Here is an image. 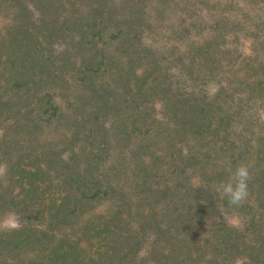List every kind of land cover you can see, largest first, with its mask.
<instances>
[{
	"label": "rangeland",
	"instance_id": "1",
	"mask_svg": "<svg viewBox=\"0 0 264 264\" xmlns=\"http://www.w3.org/2000/svg\"><path fill=\"white\" fill-rule=\"evenodd\" d=\"M0 163V264H264V0H0Z\"/></svg>",
	"mask_w": 264,
	"mask_h": 264
},
{
	"label": "clouds",
	"instance_id": "2",
	"mask_svg": "<svg viewBox=\"0 0 264 264\" xmlns=\"http://www.w3.org/2000/svg\"><path fill=\"white\" fill-rule=\"evenodd\" d=\"M8 166L6 163H0V178H4L5 186L7 184L6 176ZM252 179L249 166L246 164L238 165L232 172L230 179L218 185L217 192L221 199H226L229 206L239 208L247 201L249 196L248 183ZM203 203V202H201ZM230 227L241 229L243 222L240 218L232 217L228 221ZM24 227L19 214L15 211H7L0 217V230L17 231Z\"/></svg>",
	"mask_w": 264,
	"mask_h": 264
},
{
	"label": "trees",
	"instance_id": "3",
	"mask_svg": "<svg viewBox=\"0 0 264 264\" xmlns=\"http://www.w3.org/2000/svg\"><path fill=\"white\" fill-rule=\"evenodd\" d=\"M190 235V234H189ZM195 235H197V234H195ZM206 234H205V232H204V230H202V235H197V236H199V237H203V236H205Z\"/></svg>",
	"mask_w": 264,
	"mask_h": 264
}]
</instances>
